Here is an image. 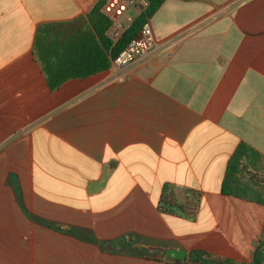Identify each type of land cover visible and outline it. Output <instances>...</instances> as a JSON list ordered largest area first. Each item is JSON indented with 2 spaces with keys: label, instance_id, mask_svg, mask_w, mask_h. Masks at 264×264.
I'll return each instance as SVG.
<instances>
[{
  "label": "crops",
  "instance_id": "crops-1",
  "mask_svg": "<svg viewBox=\"0 0 264 264\" xmlns=\"http://www.w3.org/2000/svg\"><path fill=\"white\" fill-rule=\"evenodd\" d=\"M99 1L0 0V264L252 263L264 206L221 188L240 144L264 156V0H166L155 52L50 89L38 28ZM165 186L202 194L195 221Z\"/></svg>",
  "mask_w": 264,
  "mask_h": 264
},
{
  "label": "trees",
  "instance_id": "trees-1",
  "mask_svg": "<svg viewBox=\"0 0 264 264\" xmlns=\"http://www.w3.org/2000/svg\"><path fill=\"white\" fill-rule=\"evenodd\" d=\"M106 1L100 0L87 17H79L72 21L45 23L38 28L34 43V57L40 64L50 89L56 90L72 79L83 80L110 70L113 61L127 44L139 35L143 26L166 0H148V7L116 43L107 36L111 21L102 12ZM250 170L264 172V156L253 148L240 144L229 160L221 193L237 200L264 206V179L251 175ZM176 194L173 187H164L158 205L160 213L195 221L199 215L202 194L198 191L187 190L185 203L180 202ZM55 227L63 230L62 227ZM138 248L165 257L164 251L148 247ZM167 260L170 264H183L179 260L168 258ZM184 264L235 263L209 255L205 251L196 250L187 254ZM250 264H264V226Z\"/></svg>",
  "mask_w": 264,
  "mask_h": 264
},
{
  "label": "built area",
  "instance_id": "built-area-1",
  "mask_svg": "<svg viewBox=\"0 0 264 264\" xmlns=\"http://www.w3.org/2000/svg\"><path fill=\"white\" fill-rule=\"evenodd\" d=\"M148 5V0H107L102 12L111 21L108 38L114 43L118 42ZM154 35L153 28L148 21L139 35L130 41L113 61V65L122 68L155 52L159 41Z\"/></svg>",
  "mask_w": 264,
  "mask_h": 264
},
{
  "label": "water",
  "instance_id": "water-1",
  "mask_svg": "<svg viewBox=\"0 0 264 264\" xmlns=\"http://www.w3.org/2000/svg\"><path fill=\"white\" fill-rule=\"evenodd\" d=\"M166 256L171 259V260H179L182 263L186 262L187 259V253L186 251H181V250H169L166 251Z\"/></svg>",
  "mask_w": 264,
  "mask_h": 264
},
{
  "label": "rangeland",
  "instance_id": "rangeland-1",
  "mask_svg": "<svg viewBox=\"0 0 264 264\" xmlns=\"http://www.w3.org/2000/svg\"><path fill=\"white\" fill-rule=\"evenodd\" d=\"M250 173H251V175H257L259 178H262V179H264V172L262 171V172H255V171H251L250 170Z\"/></svg>",
  "mask_w": 264,
  "mask_h": 264
}]
</instances>
